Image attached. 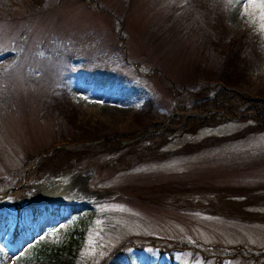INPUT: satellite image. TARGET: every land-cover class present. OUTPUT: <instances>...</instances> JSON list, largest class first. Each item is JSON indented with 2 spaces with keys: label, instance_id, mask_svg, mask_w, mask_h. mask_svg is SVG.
<instances>
[{
  "label": "rangeland",
  "instance_id": "obj_1",
  "mask_svg": "<svg viewBox=\"0 0 264 264\" xmlns=\"http://www.w3.org/2000/svg\"><path fill=\"white\" fill-rule=\"evenodd\" d=\"M247 3L0 0V264L64 245L73 264H264V131L171 125L218 86L264 100ZM96 69L120 78L71 77Z\"/></svg>",
  "mask_w": 264,
  "mask_h": 264
},
{
  "label": "trees",
  "instance_id": "obj_2",
  "mask_svg": "<svg viewBox=\"0 0 264 264\" xmlns=\"http://www.w3.org/2000/svg\"><path fill=\"white\" fill-rule=\"evenodd\" d=\"M237 52L234 55L229 65V69L233 74H236L247 66L248 58L244 60L237 59ZM241 56V55H240ZM246 57V56H245ZM71 77H78L77 79L83 81H94L97 86L108 84L118 81L120 75L106 71V70H87L84 73L71 72ZM231 80V79H230ZM182 112L194 111L193 116L187 115L177 116L172 120L171 125L173 127H179L184 132L190 131L195 127H201L213 122H218L224 118H239L241 120L253 121L254 127H258L260 131H264V100L259 98H253L250 95L236 90L229 85L218 86L216 93L212 97L206 98L201 102H198L196 106L192 108L182 109ZM207 113L205 117L203 114ZM210 113V116H209ZM125 139L126 137L123 136ZM128 138V137H127ZM71 140H65V145L70 144ZM79 141V140H76ZM75 144V141H73ZM59 155L66 156L71 154L68 149L56 148L54 149ZM57 155V156H59ZM62 156V157H63ZM30 264H73L71 246H60L45 248L43 250L36 251V254L29 261Z\"/></svg>",
  "mask_w": 264,
  "mask_h": 264
},
{
  "label": "bare ground",
  "instance_id": "obj_3",
  "mask_svg": "<svg viewBox=\"0 0 264 264\" xmlns=\"http://www.w3.org/2000/svg\"><path fill=\"white\" fill-rule=\"evenodd\" d=\"M71 182H60V183H53L50 185H47L46 189L48 190V193L46 192L43 194L42 197L35 200L37 203L41 204H50V203H57L63 200L64 198H68V196H76L78 191L79 183L74 186L72 189L69 188ZM71 187V186H70ZM71 191L73 194H71Z\"/></svg>",
  "mask_w": 264,
  "mask_h": 264
},
{
  "label": "snow or ice",
  "instance_id": "obj_4",
  "mask_svg": "<svg viewBox=\"0 0 264 264\" xmlns=\"http://www.w3.org/2000/svg\"><path fill=\"white\" fill-rule=\"evenodd\" d=\"M249 6L258 9V14L250 18L251 22L258 23L261 30H264V0H248V3L244 6L245 13L248 12Z\"/></svg>",
  "mask_w": 264,
  "mask_h": 264
}]
</instances>
